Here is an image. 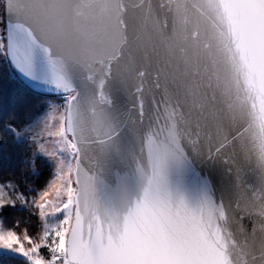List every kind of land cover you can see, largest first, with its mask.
Wrapping results in <instances>:
<instances>
[{
	"label": "snow or ice",
	"instance_id": "1",
	"mask_svg": "<svg viewBox=\"0 0 264 264\" xmlns=\"http://www.w3.org/2000/svg\"><path fill=\"white\" fill-rule=\"evenodd\" d=\"M0 264H264V0H0Z\"/></svg>",
	"mask_w": 264,
	"mask_h": 264
},
{
	"label": "trees",
	"instance_id": "2",
	"mask_svg": "<svg viewBox=\"0 0 264 264\" xmlns=\"http://www.w3.org/2000/svg\"><path fill=\"white\" fill-rule=\"evenodd\" d=\"M26 214H21V218H24ZM13 221L10 219L9 223H12Z\"/></svg>",
	"mask_w": 264,
	"mask_h": 264
}]
</instances>
